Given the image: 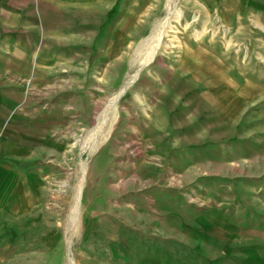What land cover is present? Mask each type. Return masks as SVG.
<instances>
[{
	"label": "rangeland",
	"instance_id": "1",
	"mask_svg": "<svg viewBox=\"0 0 264 264\" xmlns=\"http://www.w3.org/2000/svg\"><path fill=\"white\" fill-rule=\"evenodd\" d=\"M47 1L44 67L9 117L38 188L2 217L6 264L109 262L104 235L168 234L165 209L209 201L226 159L264 174V0Z\"/></svg>",
	"mask_w": 264,
	"mask_h": 264
},
{
	"label": "crops",
	"instance_id": "2",
	"mask_svg": "<svg viewBox=\"0 0 264 264\" xmlns=\"http://www.w3.org/2000/svg\"><path fill=\"white\" fill-rule=\"evenodd\" d=\"M49 4L47 0H0V264H6L14 247V234L2 217L11 215L14 206V213L21 212L17 206L21 199L38 188L36 169L25 163L30 154L24 142L33 139L25 138L22 125L15 126V119L9 117L18 107L13 96L31 91V83L38 82L32 71L44 67L43 54L33 52L31 46L45 45ZM110 10L107 18L112 17ZM237 159L248 160L233 156L226 159L232 170L211 175L209 201L165 209L180 213L169 216L177 219H171L168 234H135L136 242L129 247L125 227V236L120 231L117 236L104 235L110 263L106 259L101 264H264V174L247 177L246 168L234 163ZM189 207L194 211L183 215Z\"/></svg>",
	"mask_w": 264,
	"mask_h": 264
},
{
	"label": "bare ground",
	"instance_id": "3",
	"mask_svg": "<svg viewBox=\"0 0 264 264\" xmlns=\"http://www.w3.org/2000/svg\"><path fill=\"white\" fill-rule=\"evenodd\" d=\"M171 0L169 1V4H171ZM169 6V5H168ZM167 11L169 12V14H170V7H168V9H167ZM162 31H163V28L161 27V28H159V29H157V30H155V32H153V38H157L161 33H162ZM133 81V78L132 77H129L128 79H127V81H126V86H128L131 82ZM119 96V94H117L115 97H113L111 100H109L108 102H107V106H106V108H105V111H103V112H108L110 109H112V108H114L115 106V104H116V101H117V97ZM113 115V114H112ZM108 116V114H106V117ZM111 119H110V121H111V123H110V125H112L113 123H114V121H113V119H114V117L112 118V117H110ZM107 120V119H106ZM98 127V130L100 129L99 128V126H97ZM108 134H109V132H107ZM83 167H84V171H83V175H82V180H81V184H80V186L77 188V190H76V194H75V202L72 204V208H71V213L73 214V217L74 216H76V214L74 213V208L75 207H77V204L79 205V203H80V201L82 200V194H83V187H84V179H85V176H86V174H87V171H88V166L85 164V165H83ZM74 235V233L72 232L71 234H70V236L68 237L69 239L72 237ZM72 242V241H71Z\"/></svg>",
	"mask_w": 264,
	"mask_h": 264
}]
</instances>
